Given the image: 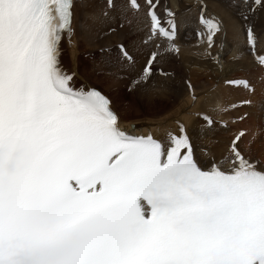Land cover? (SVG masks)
<instances>
[{"label": "snow or ice", "instance_id": "6c2138e0", "mask_svg": "<svg viewBox=\"0 0 264 264\" xmlns=\"http://www.w3.org/2000/svg\"><path fill=\"white\" fill-rule=\"evenodd\" d=\"M89 4L0 0V264H264V161L241 151L244 131L222 160L213 156L205 166L185 123L163 139L132 134L101 91L73 86L61 45L74 33L78 7L85 26L94 17ZM106 7L115 10V0ZM129 7L145 12L150 38L179 51L174 12L165 6V27L159 0H129ZM200 9L201 39L211 47L220 37L226 47L223 22L207 17L206 4ZM246 39L256 55L250 26ZM157 58L150 54L138 84L155 74ZM257 60L264 67V55ZM225 84L249 93L232 110L255 105L249 81ZM196 115L202 131L218 124Z\"/></svg>", "mask_w": 264, "mask_h": 264}, {"label": "bare ground", "instance_id": "6f19581e", "mask_svg": "<svg viewBox=\"0 0 264 264\" xmlns=\"http://www.w3.org/2000/svg\"><path fill=\"white\" fill-rule=\"evenodd\" d=\"M106 2L90 0L89 9L95 15L87 26L84 24L85 9L78 7L74 33L71 38L65 35L62 40V66L69 74H75L73 86L84 90L99 87L106 92L111 97L121 127L132 134L152 133L163 139L168 132L178 133L177 121L185 123L200 163L205 166L210 164L213 156L220 160L227 153L221 134L230 129L221 128L222 119L214 117L218 124L213 130L202 131L203 121L196 113L205 115L208 109L219 118H227L232 110L218 112L217 106L229 108L231 104L249 96V93L242 87H228L225 81L239 80L245 75H251L252 80L253 76L260 77V82L252 86H256V95L262 91L263 99L261 96L251 98L256 101L254 106L260 105V101L264 102V67L257 60L258 55H264L261 47L258 46L256 55H253L237 28L240 26L238 16L232 15L235 12L231 8L230 11L234 13H225L226 10L219 7L221 4L217 6L212 0H159V14L165 27L168 26L165 6L176 14L178 30L175 48L179 49L178 52L170 50L172 46L165 38H150L145 12L133 11L129 7V0H115V10L107 9ZM139 2L143 4V0ZM201 4L207 5L208 18L212 6H216L220 11L219 19L227 30V42L231 41L232 36H238L244 42L239 51L224 47L221 43L214 50L206 39H201V34L206 31L205 26L200 18L193 16V9H200ZM227 6L226 9L229 8ZM105 10L109 12L107 17L102 15ZM120 45L124 46L131 60L122 54ZM152 52L158 53L157 62L153 65L155 74L148 82L138 84ZM161 69L168 75H162ZM193 95L197 97L196 101L192 99ZM244 109L233 110L236 111L235 118L248 113ZM249 114V120L238 123V126L253 125L248 141L251 147L248 153L244 150L247 139L245 132L240 149L253 160L264 161V103L260 110L249 111ZM232 117L230 115L228 118ZM255 125L258 132L254 130Z\"/></svg>", "mask_w": 264, "mask_h": 264}, {"label": "rangeland", "instance_id": "374dc122", "mask_svg": "<svg viewBox=\"0 0 264 264\" xmlns=\"http://www.w3.org/2000/svg\"><path fill=\"white\" fill-rule=\"evenodd\" d=\"M172 1H175V0H172ZM212 1H214V4H217V6H219L221 4V6H219V7H221V9L223 7V9L226 10V11L225 10H223V11H225V13H227V14H230L231 15L232 13L235 12L232 15H236L239 18V24H240V26L237 27V28L239 29V31L241 33V36H242V38H244V40L247 41V39H246V29L245 28L246 27H249V26L252 27V28H254V31L256 32L258 39H260L258 46L261 47V51H263V53H264V0H261V2L259 4H257L255 2V0H248V4H250L251 7H252V9H254V10H249L248 9V5L244 4L243 3V0H239V2L236 4V6H233L232 4L227 3L226 0H212ZM228 4H230V5H228ZM222 5H224V6H222ZM225 5L226 6L228 5L229 8L227 6L228 9H226L225 8L226 7ZM230 8L234 12L230 11L231 10ZM218 12H220V11L216 8V6H212V10L209 12L210 18L215 17V18L219 19ZM200 15H201V10L199 8L195 7L193 9V16H195L197 18H200ZM243 15H247L249 18L247 20H244L243 19ZM224 21H225V24H226V19L225 18H224ZM233 27H235V26H233ZM257 30H258V32H257ZM243 44H244V42L241 41L240 37H238V36H232L231 41L230 42H227V46H229V48H236L238 51L241 49V47H242ZM219 46H220V37H217L216 45L215 46H211V47L209 46V47L212 48V49H214V50H216V49L219 48ZM242 77H245V78H240L239 80H247L252 85H254L253 83H259L260 82V77H258V76H253V80H252V76L251 75H245V76H242ZM97 88H99V87H97ZM255 88H256V86H255ZM257 89H259V85L257 86ZM243 90L245 92H247L245 89H243ZM262 95H263L262 91H259L258 94L254 96V98H258L259 96H261V99H263V96ZM259 103H260V105H257V106L251 107V108H246V109H244V111H246V112L249 113V111H256V109L257 110H260V108H262V104L264 102L263 101H260ZM236 104H239V103H236ZM228 109L229 110H232V109H230V107ZM207 112H208L207 115L209 114L213 118L215 117V118H218V119H222L221 120V128H222V125L223 124H227V128H225V127H223V128H225L227 130L230 129V130H228V131H226V132L223 133L225 135L221 134L222 139L224 138V140H225L224 147L227 148V150L229 148L230 142L233 139V137L238 132L244 131V132H247V139L245 140L243 147H244V150L247 153L249 152V149L251 147V143H248V141L250 139V134H251L250 132H252V130H253V125H248V126H245L244 125V126L239 127L238 126L239 125L238 123L241 122L239 120V116L240 115L236 116V118H235V115L234 114H236L235 113L236 111H233V110L228 112L231 115V117L232 116L233 117L232 118H228L230 116L229 115L225 119L224 118H219L217 115H214L211 110H208L207 109ZM248 120H249V118H248ZM262 120L264 122V117H263ZM237 126H238V129H237ZM263 127H264V124H263ZM211 130H213V129H211ZM254 130L258 132V126L255 125ZM214 135L215 134H213L212 137ZM216 141H217V139H216ZM224 155H222V156L224 157ZM245 155H246V153H245ZM222 156H221V158H219L220 160H222ZM220 160H218V161H220Z\"/></svg>", "mask_w": 264, "mask_h": 264}]
</instances>
